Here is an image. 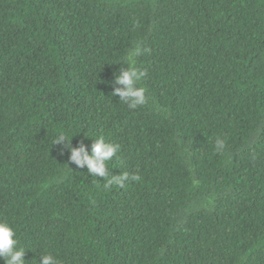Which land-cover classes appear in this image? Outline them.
<instances>
[{
  "label": "trees",
  "instance_id": "1",
  "mask_svg": "<svg viewBox=\"0 0 264 264\" xmlns=\"http://www.w3.org/2000/svg\"><path fill=\"white\" fill-rule=\"evenodd\" d=\"M138 41L131 110L111 83ZM60 133L140 179L104 189ZM0 221L26 264H264V0H0Z\"/></svg>",
  "mask_w": 264,
  "mask_h": 264
},
{
  "label": "clouds",
  "instance_id": "2",
  "mask_svg": "<svg viewBox=\"0 0 264 264\" xmlns=\"http://www.w3.org/2000/svg\"><path fill=\"white\" fill-rule=\"evenodd\" d=\"M149 53L150 49L144 46L142 41L136 42L127 50L121 63H118L121 67L111 83L113 89L111 95L118 97L119 102L126 104L131 110L145 108L152 103L148 90L142 86L147 72L138 66L139 58ZM59 55L65 54L59 52L56 54L52 49L49 58ZM51 74L41 76V81ZM41 85L42 83L38 87L41 88ZM92 141L90 150L83 142L78 147H72L67 135L60 133L52 145H63L61 155L64 154V149H67L70 153L69 162L71 164L79 169L86 168L87 174L95 179L103 178L104 189L110 190L113 186L123 188L127 183L140 179L138 175H130L127 172L116 175L111 173L109 164L118 159L120 152L118 143L106 140L103 136ZM224 148V142L217 139L216 150L219 152ZM25 255L26 251L20 247L13 227L6 221H0V259L4 261V264H26ZM36 264H60V261L55 255L49 253L40 256Z\"/></svg>",
  "mask_w": 264,
  "mask_h": 264
}]
</instances>
